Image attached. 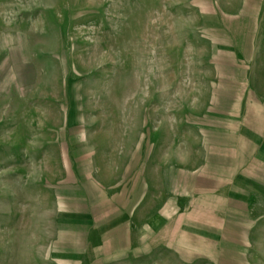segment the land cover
<instances>
[{
    "label": "rangeland",
    "instance_id": "1",
    "mask_svg": "<svg viewBox=\"0 0 264 264\" xmlns=\"http://www.w3.org/2000/svg\"><path fill=\"white\" fill-rule=\"evenodd\" d=\"M243 40L264 0H0V264H264L263 157L183 215L251 91Z\"/></svg>",
    "mask_w": 264,
    "mask_h": 264
},
{
    "label": "crops",
    "instance_id": "2",
    "mask_svg": "<svg viewBox=\"0 0 264 264\" xmlns=\"http://www.w3.org/2000/svg\"><path fill=\"white\" fill-rule=\"evenodd\" d=\"M242 45L241 48L236 49L237 67L240 69L239 63L241 62L240 65L246 73L243 77L246 82H249L246 85L247 87L251 86V91L250 93L247 91L246 95L243 92L242 97L237 100L243 106L236 112L235 123L233 122L234 136L228 138L230 142L211 144L207 147L205 162L200 167V171L205 177L212 180L206 178L213 184L206 186L207 182H202V185L204 183L205 186H201L198 200L194 202V205L191 204L183 210L185 219L187 218L186 220L190 223L197 219L202 220V216L212 212L218 213L221 212V209L226 211L229 205V202H226L229 199V189L234 190V184L244 186L246 182L243 177L246 169L253 167L258 157L264 159V122H260L263 117L261 114H264V76L259 74V71H264V66L263 62L256 61V59L264 60V47L258 49L250 47L249 40H246L245 43L243 40ZM250 55H253L251 67L245 68V61ZM247 64L249 65V61ZM245 114H249V116L253 114L254 118L250 116L249 119L258 118L259 121L256 123L249 121V124L245 125ZM210 166L217 169L214 171ZM235 190L238 188L235 187ZM204 222L206 223L205 218ZM204 222L202 220V223Z\"/></svg>",
    "mask_w": 264,
    "mask_h": 264
}]
</instances>
